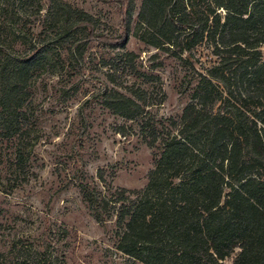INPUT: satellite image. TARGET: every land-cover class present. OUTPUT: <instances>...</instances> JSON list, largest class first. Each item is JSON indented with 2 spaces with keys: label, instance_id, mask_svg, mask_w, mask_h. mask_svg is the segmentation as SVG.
Masks as SVG:
<instances>
[{
  "label": "trees",
  "instance_id": "obj_1",
  "mask_svg": "<svg viewBox=\"0 0 264 264\" xmlns=\"http://www.w3.org/2000/svg\"><path fill=\"white\" fill-rule=\"evenodd\" d=\"M117 1L125 5L122 41L106 43L125 50L136 4ZM42 10V0H0V136L17 141L12 167L21 182L38 141L26 119L28 85L49 43L72 40L63 48L82 57L96 36L91 15L53 0L50 33L29 39ZM139 19V38L198 83L180 120H162L150 111L164 102L162 88L149 99L109 73L102 104L130 122L118 132L159 154L143 188L113 187L102 175V187L80 182L91 215L101 225L113 220L116 248L144 264H264V0H143ZM204 43L216 56L209 66L193 53ZM123 56L136 68V53ZM49 246L15 240L0 264H57L64 255Z\"/></svg>",
  "mask_w": 264,
  "mask_h": 264
},
{
  "label": "rangeland",
  "instance_id": "obj_2",
  "mask_svg": "<svg viewBox=\"0 0 264 264\" xmlns=\"http://www.w3.org/2000/svg\"><path fill=\"white\" fill-rule=\"evenodd\" d=\"M61 1L91 15L96 36L82 57H71L63 48L72 40L50 42L48 58L29 82L26 119L33 128L31 138L38 141L27 162L32 173L28 182H21L12 167L17 141L0 136V253H8L12 243L21 240L41 249L49 244L64 255L57 264H144L116 248L114 221L99 224L79 188L80 182L102 187L100 175L113 187L143 188L159 154V147H149L137 135L118 132L130 122L106 108L101 94L106 86L113 87L108 76L116 72L121 86L145 88L149 99H157L162 88L164 102L150 111L158 119L180 120L198 79L180 60L139 38L143 0H135L125 50L106 43L122 41L123 3ZM52 4L53 0H42L41 16H32L34 34L29 39L50 33L46 24ZM125 51L136 53V68L125 62ZM193 53L207 66L216 60L206 43ZM231 262L232 258L225 261Z\"/></svg>",
  "mask_w": 264,
  "mask_h": 264
}]
</instances>
